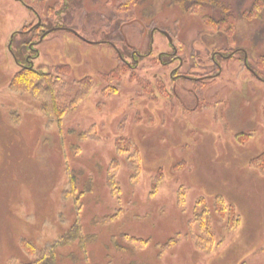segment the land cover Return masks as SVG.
I'll return each mask as SVG.
<instances>
[{"label":"rangeland","instance_id":"374dc122","mask_svg":"<svg viewBox=\"0 0 264 264\" xmlns=\"http://www.w3.org/2000/svg\"><path fill=\"white\" fill-rule=\"evenodd\" d=\"M24 1L0 0V264L32 263L55 241L54 264H264V9H232L210 24L206 14L223 17L217 9H163L161 0L144 9ZM30 5L42 23L19 33L38 21ZM55 25L112 39L125 61L110 42L70 30L37 42ZM28 40L33 48H22ZM27 55L56 81L55 104L13 80ZM119 139L140 149L135 178L130 145L115 156ZM75 218L85 246L69 232ZM206 237L210 245L197 244Z\"/></svg>","mask_w":264,"mask_h":264},{"label":"trees","instance_id":"16d2710c","mask_svg":"<svg viewBox=\"0 0 264 264\" xmlns=\"http://www.w3.org/2000/svg\"><path fill=\"white\" fill-rule=\"evenodd\" d=\"M20 1L23 2L25 5H28V3H26L24 0H20ZM128 1L130 2L131 5L133 4L134 9H144L147 2L150 4V7H152L151 3H154V1H156V0H128ZM237 1L238 0H234V1H232V0H161V3L163 6L162 7L163 9H217L219 14H221L223 17L216 20L213 18V14H209V15L206 14L205 19L210 24L213 22L216 24H220V23L223 24L224 22H227L229 19H232V16H233V10L232 9H246L244 12L247 14H249L251 12H252V14L257 13V11L264 9V0H240L239 4H237ZM29 8H32L31 10H33L36 13L37 17L41 18L39 15V12L37 10H35L32 6ZM244 12L242 14H244ZM139 17H141V18H138L135 20L133 18L131 20L142 22V21H144V19H146L145 15H141ZM41 23H42V19H41ZM109 25L110 26H107V29L112 31L113 26L110 23H109ZM55 26L64 27V25H55ZM52 27H54V26H52ZM36 28H38V27H36ZM32 32H34V31H32ZM261 33H262V35H261L260 39L264 42V27L261 29L260 34ZM41 34H42V31H41ZM13 36H14V33L11 35V40H12ZM111 36L112 35H110L109 37L108 36H105V37L110 38ZM100 42L101 43L102 42H110L111 45H113V47H115V44L112 42V39L111 40L108 39L107 41H100ZM32 43L33 42L31 40H28V41H26V43H24L22 45V48L27 47L29 49H32L33 48ZM115 49H116L120 59L122 61H125L123 56H122L121 51H119L117 47H115ZM25 60H26V64L22 65V68L20 70L16 71L15 75L13 77L14 78L13 80H15V82H17V86L19 88H23L25 90H29V91L35 92V93H37V92L43 93L45 91H48V94L51 95L52 100L55 104V101L57 100V95H54V96L52 95V94H55V92H54L55 90L52 91L51 88H49V86L51 87L50 83H53L52 86H53V88H55L56 84H54V83L56 81L51 80L50 77H48L50 75L44 74L43 71L34 69V67L31 65V62L29 60L28 55L25 57ZM15 62H17V64H18V60L16 58H15ZM245 64H246V59H245ZM254 73H255V75H257L259 77V75L257 74L256 71H254ZM184 79H187V78H184ZM41 80H43L47 83L45 85L46 89L44 87H41V85H40ZM172 80H173L172 83H174L175 80L174 79H172ZM155 83L159 89V90L158 89L157 90L159 92H162V91L164 92V88H165L164 83L159 79H156ZM147 88L151 89V85L149 83L147 84ZM129 145H130V149H129L128 158L126 160H127L128 164L130 162L131 165L133 166L132 167L129 164V166H131V168H132V170H131L133 172L132 176L135 178L137 175H139L141 173V170H142V164H141L142 157H141L140 149L138 148L137 144L130 139H126V141L121 140V139L117 140L115 142V149L117 150L115 153V156L117 155V153H120V152H123L124 150H126L124 148L128 147ZM114 158H112L111 163H113V161L116 160V157H114ZM131 158H133V159L130 160ZM183 162H184L183 158H180L179 163H177L176 165L179 166V165L183 164ZM175 170H177V169H175ZM175 170H173V171H175ZM171 174L174 175L173 173H171ZM151 178H152L151 179V186L156 188L158 181L162 180V178H163V172L158 168L156 170V172L154 174H152ZM153 184H155V185H153ZM152 190H154V189H152ZM183 197H184V195L182 193H179V195H177V198H178L177 202L181 203V204L184 203L185 200ZM217 200H220V196L215 197V200L213 201V206L215 209L218 210V212H221V205L225 204V203H223V201L221 203H220V201L217 202ZM229 207H230L229 209L232 208L231 205H229ZM190 220L187 218L186 223L188 226H186L185 228L187 231L186 233L188 235H191V237H192ZM71 231H74V234H72V236H74L75 238L79 237L81 240L83 239V242L81 244L83 246H85L84 243L86 241V236H85V233L82 231V225H81V222L78 218H75V220L72 222V224L69 228V232H71ZM121 235L127 242L135 245V247L136 246H140V248L146 247L145 245H148L147 243L149 242L147 239H144V240L140 239L139 240V239H136L135 237L130 236L129 234H126V233L121 234ZM67 237H69V238H67ZM67 237L65 240H69V239L73 238V237L70 238L71 235H69ZM60 238L63 239L64 236L62 235ZM206 238L208 239V241L206 239L202 238L201 243L199 242L197 244L198 245H200V244L205 245L204 243H207L208 245H210L211 242L209 241V237H206ZM58 244H59V241H55L53 244H51L48 247L47 252L42 253L43 255L38 257L32 263L25 262L24 260H22V261H20L21 262L20 264H54V258H55L54 248ZM24 250H26L29 253V255L36 252L35 247L30 245V243L28 241H25V243H24Z\"/></svg>","mask_w":264,"mask_h":264},{"label":"water","instance_id":"95a60500","mask_svg":"<svg viewBox=\"0 0 264 264\" xmlns=\"http://www.w3.org/2000/svg\"><path fill=\"white\" fill-rule=\"evenodd\" d=\"M38 25V23H36L34 26ZM59 29H64V30H70L72 31L74 34H76L79 38L88 41L90 43H100V41H89L86 38H84L83 36H81L77 31H75L74 29L68 28V27H62V26H54L52 28H49L47 30H44L42 32V35L40 36L38 42H40L42 40V38L49 32L54 31V30H59ZM164 34L167 35L168 39L171 41V37L169 36V34L166 31H163Z\"/></svg>","mask_w":264,"mask_h":264},{"label":"flooded vegetation","instance_id":"af4514ba","mask_svg":"<svg viewBox=\"0 0 264 264\" xmlns=\"http://www.w3.org/2000/svg\"><path fill=\"white\" fill-rule=\"evenodd\" d=\"M30 9H32V8H30ZM37 23V22H36ZM35 23V24H36ZM34 24V25H35ZM32 26L29 30H27V31H20V33H26V34H29V33H31L32 31H34V29H36V27H38L39 25H36V26ZM51 28V27H50ZM43 29H47V28H41V30H42V32H43ZM42 35V34H41ZM169 55V54H168ZM217 66H218V68L220 67L218 64H217ZM217 75V74H216ZM179 77H184V78H187V79H193V78H191V76H188V75H183V76H181V75H179Z\"/></svg>","mask_w":264,"mask_h":264},{"label":"bare ground","instance_id":"6f19581e","mask_svg":"<svg viewBox=\"0 0 264 264\" xmlns=\"http://www.w3.org/2000/svg\"><path fill=\"white\" fill-rule=\"evenodd\" d=\"M37 23H38V25L40 26V24H41V19L40 18H38V21H37ZM52 28V27H51ZM47 29H49V28H47ZM47 29H43V31L44 30H47ZM72 29V28H71ZM76 31V30H75ZM72 32V31H71ZM48 34V33H47ZM166 35V34H165ZM167 36V35H166ZM170 41V40H169ZM171 41H172V39H171ZM171 41H170V43H171ZM38 42V41H37ZM33 45H34V42L32 43Z\"/></svg>","mask_w":264,"mask_h":264}]
</instances>
